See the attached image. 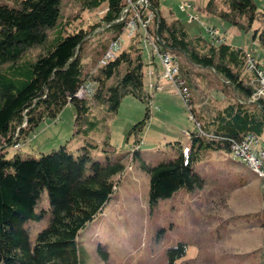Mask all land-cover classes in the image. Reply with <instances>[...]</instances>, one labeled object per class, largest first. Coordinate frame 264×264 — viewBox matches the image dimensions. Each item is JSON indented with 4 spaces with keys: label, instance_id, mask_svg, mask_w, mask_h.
<instances>
[{
    "label": "trees",
    "instance_id": "1",
    "mask_svg": "<svg viewBox=\"0 0 264 264\" xmlns=\"http://www.w3.org/2000/svg\"><path fill=\"white\" fill-rule=\"evenodd\" d=\"M139 1L81 0L84 10H105L101 24L117 32L105 52L113 41H120L136 14L131 3ZM222 4L224 8L216 0H208L201 8L245 30L264 17V8L260 10L254 0H222ZM62 6V0H20L16 6L0 3V264H84L80 257L81 230L112 197L131 152L107 156L105 161L91 159L87 149L76 154L66 146L40 157L9 153L28 141L45 119L56 118L68 103L76 107L77 122L87 119L92 104L78 93L88 80L97 83L94 101L107 104L111 112H118L127 95L147 105L146 118L129 132V136H135L134 153H141L142 133L153 99L147 90L144 42L150 50L153 42L161 53L171 52L178 57L180 74L191 93L186 104L200 127L190 133V152L179 143L171 159L156 164L141 159L149 175L151 206L183 187L195 190L208 185L212 177L197 171L195 165L213 151L225 156L224 162L234 164L238 161L227 154H231L234 142L248 134L264 138V97L253 100L264 63L247 49L227 42L222 31L219 39L209 32L207 36H192L182 20L163 13L161 0H147V12L142 13V7L140 11L143 19L149 20L147 35L140 24L126 48L95 73H87L79 52L88 31L81 27L67 32L66 24H71L61 20L48 41V30L58 24ZM195 10L201 11L199 6ZM256 41L264 45V32H255ZM41 44L45 47L36 60H23L29 48ZM151 52L152 59H156V53ZM252 59L256 62L254 68L250 67ZM193 70H198L200 76L201 72L212 76L215 81L207 84L208 92L216 102H224L223 107L197 106L200 102L196 97L198 85L192 82ZM241 174L234 172L244 185L249 180ZM44 190L49 208L38 209ZM48 211L50 219L32 244L28 222L43 220ZM249 215H243L244 220L264 230V212ZM167 255L166 264H183L180 260L186 255V247L179 244L168 249Z\"/></svg>",
    "mask_w": 264,
    "mask_h": 264
},
{
    "label": "rangeland",
    "instance_id": "2",
    "mask_svg": "<svg viewBox=\"0 0 264 264\" xmlns=\"http://www.w3.org/2000/svg\"><path fill=\"white\" fill-rule=\"evenodd\" d=\"M18 1L0 0V3L16 6ZM207 1L187 0L200 18L193 21L183 9L182 0H161V9L164 14L182 20L192 36H207L209 26L218 27L225 33L227 42L247 49L254 56L261 57L264 63V45L254 42L255 32H264V17L256 20L250 29H240L231 22L207 14L205 8H201ZM254 1L260 10L264 8L261 0ZM62 3L61 17L58 24L48 30V41L52 40L61 20L71 24H66L67 32L84 28L89 36L79 54L85 71L95 73L102 64L99 61L105 54V46L117 32L101 24L105 10H84L81 0H62ZM216 3L224 8L222 0H216ZM131 6L134 13L140 14L139 2ZM196 6L200 7V12L195 10ZM136 32L137 29L132 26L123 30L114 55L127 47ZM44 47L41 44L29 48L23 60H36ZM150 54V48L144 42L146 61L150 59ZM156 60L161 71L158 56ZM193 71L192 82L198 85L196 97L200 102L197 106L223 107L224 102H216L208 92L207 84L210 80L215 81L212 76L206 72H201L200 76L198 70ZM161 86L158 91L147 88L153 99L150 117L146 119L142 133L141 153H134L135 136H129V132L134 124L146 118L147 105L127 95L118 112H111L107 104L94 101L97 83L88 80L85 85L87 95L82 93L81 96L92 104V112L87 119L77 122L76 107L68 103L56 118L45 119L28 141L14 148L9 156L19 153L40 157L61 146L76 154L87 149L91 159L101 161H105L107 156L131 152L125 159V170L117 177L112 197L81 230L80 257L84 264H166L168 249L179 244L186 247V255L180 260L183 264H264V230L258 225L251 226L243 217L247 213L264 212V188L261 178L253 175L251 169L238 158L237 164L224 162L225 156L213 151L195 165L197 171L212 177L208 185L195 190L183 187L173 196L150 205L149 175L141 159L150 164L171 159L177 154L179 143L186 152H190V133L198 130L184 97L176 87L168 81H162ZM235 171H241V177L249 181L240 185L239 179L234 176ZM42 208H49L47 190H44L38 203V209ZM238 216L242 217L234 218ZM49 219L48 211L43 220L28 222L32 244ZM256 256L257 261L254 260Z\"/></svg>",
    "mask_w": 264,
    "mask_h": 264
},
{
    "label": "built area",
    "instance_id": "3",
    "mask_svg": "<svg viewBox=\"0 0 264 264\" xmlns=\"http://www.w3.org/2000/svg\"><path fill=\"white\" fill-rule=\"evenodd\" d=\"M264 1V0H263ZM147 0H140L139 3L141 4V7L143 8L142 13L147 12V6H146ZM133 5V3H131ZM182 7L186 11L187 15L189 16L190 20L200 19L199 15L195 13L193 6L187 3V0H182ZM139 14V13H138ZM135 14L134 18L130 20L127 23V26L137 28L141 24V27L144 29L146 35H147V27L149 24V20H144L142 14L139 15ZM138 15V16H137ZM137 16V17H136ZM208 32L213 37H218V39L221 36V30L216 27H209ZM119 44V40H115L110 45V48L107 52H105L104 56L101 58L99 63H102L105 65L109 58H111L114 53L115 49ZM152 50L160 59V63L162 66V72L159 74V79L165 80L170 82L174 87H176L177 92L181 94L184 97V100L188 102L190 98V90L187 86L186 80L182 75L180 74V65L178 62V57L176 54L171 52L161 53L156 45L152 42ZM151 50V51H152ZM101 64V66H102ZM256 65V62L252 59L251 60V68H254ZM153 72H150V75H152ZM260 75V87L258 88V91L255 96H253V100L257 99V96L264 97V66L260 68L259 70ZM150 88H155V90H161L162 87L154 83L152 81L149 82ZM82 93H85L87 95V90L85 87H83L78 95L81 97ZM86 98V97H85ZM198 130L200 129L199 124H196ZM231 154L233 158H238L241 162H243L247 167L251 169L256 175H258L262 179V185L264 188V138L254 135V134H248L244 137V139L234 142L231 146Z\"/></svg>",
    "mask_w": 264,
    "mask_h": 264
},
{
    "label": "crops",
    "instance_id": "4",
    "mask_svg": "<svg viewBox=\"0 0 264 264\" xmlns=\"http://www.w3.org/2000/svg\"><path fill=\"white\" fill-rule=\"evenodd\" d=\"M151 51V50H150ZM149 58L147 61H148V69H149V75H150V72H153L152 75L149 76V82L152 81V82H156L157 84H159L160 86L162 85V81H165V80H161L159 79V74L161 73L162 71V68H161V71L159 70V63L157 62V58L156 59H152V52L151 54L149 55ZM162 87V86H161ZM158 91V90H157Z\"/></svg>",
    "mask_w": 264,
    "mask_h": 264
}]
</instances>
